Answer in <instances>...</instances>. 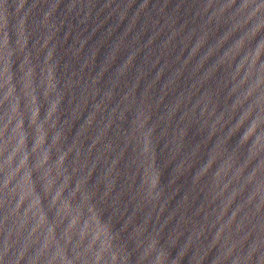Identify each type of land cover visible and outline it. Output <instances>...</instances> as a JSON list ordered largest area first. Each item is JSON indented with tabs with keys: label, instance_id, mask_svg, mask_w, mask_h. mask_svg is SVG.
<instances>
[{
	"label": "water",
	"instance_id": "1",
	"mask_svg": "<svg viewBox=\"0 0 264 264\" xmlns=\"http://www.w3.org/2000/svg\"><path fill=\"white\" fill-rule=\"evenodd\" d=\"M0 264H264V88L195 0H0Z\"/></svg>",
	"mask_w": 264,
	"mask_h": 264
}]
</instances>
